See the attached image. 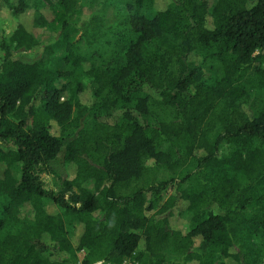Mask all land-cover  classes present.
<instances>
[{
    "label": "trees",
    "instance_id": "16d2710c",
    "mask_svg": "<svg viewBox=\"0 0 264 264\" xmlns=\"http://www.w3.org/2000/svg\"><path fill=\"white\" fill-rule=\"evenodd\" d=\"M110 1L13 8L55 37L0 41V264H264V0Z\"/></svg>",
    "mask_w": 264,
    "mask_h": 264
},
{
    "label": "rangeland",
    "instance_id": "374dc122",
    "mask_svg": "<svg viewBox=\"0 0 264 264\" xmlns=\"http://www.w3.org/2000/svg\"><path fill=\"white\" fill-rule=\"evenodd\" d=\"M20 0H0V41L4 37H9L12 35V32L19 24L20 20L27 24V26L30 28L32 33L41 41H47L52 40L55 37V33L47 28V27H39L32 24L33 21V15L32 12L26 11L23 14H21L19 17H15L13 13V8L19 4ZM56 1V0H54ZM83 2V7L81 10L80 15H90L91 13H94L98 10H100L103 5L101 3L102 0H81ZM125 2V0H120ZM161 2H168V0H159ZM110 2L113 3V5H107V17H106V24H114L119 17L116 15V10L119 6H122L123 3H119V0L117 2L119 3V6L117 7L116 0H111ZM151 7V6H150ZM152 8V7H151ZM148 6H146L145 11L147 14H152L154 10H152ZM44 13L46 16L51 19L53 14L49 9H45ZM0 56H1V50H0ZM198 63L200 65H203V57H199ZM58 64V62H57ZM206 69V75L210 76L211 71L208 64L203 66ZM85 80V79H84ZM87 89L89 91L92 90V85L89 81V79L85 80ZM68 91H63L62 93V99L66 98L68 96ZM254 105V103L252 104ZM120 112L113 111L109 116H102L99 120H105L109 122H115L117 119H119ZM93 119H90L88 123L92 122ZM18 174V172H15ZM73 175V169L72 166L65 162L62 156H59L53 163V173L44 175V180L46 182V186L48 188L55 187L57 183H60L61 177H67ZM19 216L28 222H31L34 220V211L30 204H25L20 208ZM175 226L179 228L182 232H187L190 229V220L187 214H182L181 216L177 217ZM84 252H80L78 254L79 260H82L84 257ZM101 264H104L101 262Z\"/></svg>",
    "mask_w": 264,
    "mask_h": 264
},
{
    "label": "built area",
    "instance_id": "2783aa9c",
    "mask_svg": "<svg viewBox=\"0 0 264 264\" xmlns=\"http://www.w3.org/2000/svg\"><path fill=\"white\" fill-rule=\"evenodd\" d=\"M95 264H101V262H98V263H95ZM124 264H137V263H133V262L127 261Z\"/></svg>",
    "mask_w": 264,
    "mask_h": 264
}]
</instances>
